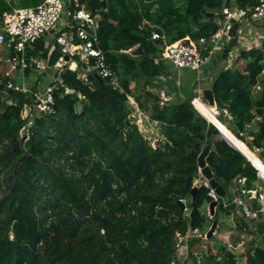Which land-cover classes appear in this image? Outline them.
Here are the masks:
<instances>
[{"label": "trees", "instance_id": "trees-1", "mask_svg": "<svg viewBox=\"0 0 264 264\" xmlns=\"http://www.w3.org/2000/svg\"><path fill=\"white\" fill-rule=\"evenodd\" d=\"M41 1L0 0V27L4 13ZM104 1L80 0L82 7L100 13L98 48L104 64L117 72V84L110 77L83 80L78 70L64 68L54 90L55 113H36L30 135L19 142L20 113L37 86H30L28 94L0 80V142L11 139L0 151V264H169L177 233L193 228L203 233L212 223L203 209L214 201L211 188L194 184L197 156L208 143L212 148L206 162L225 191L218 210L229 214L233 191L241 194L261 184L254 158L217 129L208 134L210 121L192 104L196 93L181 88L163 107L152 95L149 120L156 121L161 137L155 146L129 116L128 103V96L138 97L167 69L162 42L149 33L164 35L169 44L196 43L217 31L223 7L251 8L259 0ZM43 45L38 40L30 53L45 57ZM133 46V55L119 53ZM229 50L223 47V59ZM155 58L161 60L154 63ZM88 62L93 66L96 58ZM235 62L233 68L219 69L207 88L226 110L223 125L231 133L242 135L260 117L248 134L251 141L239 139L249 149H262L264 160V93L254 97L250 90L264 69V50H241ZM257 221L240 217L235 228L248 234L253 224L264 238V221ZM197 239H189V245ZM243 257L245 264H264V247L254 244ZM188 261L239 264L232 246L215 250L209 243L201 251L189 250Z\"/></svg>", "mask_w": 264, "mask_h": 264}, {"label": "built area", "instance_id": "built-area-1", "mask_svg": "<svg viewBox=\"0 0 264 264\" xmlns=\"http://www.w3.org/2000/svg\"><path fill=\"white\" fill-rule=\"evenodd\" d=\"M224 19L219 22V27L215 33L209 38H200L196 43L169 44L166 42L164 35L158 32H151L152 40H160L162 42V60L169 61L175 68H189L199 71L204 66L213 48L210 49L207 42L217 43L222 37L228 39V30L235 22L242 19L256 20L264 18V0H259L256 5L251 8H238L235 5L223 7L221 10ZM101 16L99 12H92L87 7H82L80 0H43L33 7H14L11 11L4 13L3 24L0 27V49L3 47L7 50L8 56L5 59L7 69L3 73L2 79L9 89L17 92L31 93L29 87L25 84L18 85L15 79L22 77L26 80V69L35 72L38 75L44 73L47 69L48 57L50 53L57 49L60 56L53 64L54 77L51 82L44 86H37L33 92V100L29 104H25L20 113L24 123L20 126L17 133L19 142L25 141L30 135L31 128L34 127V116L36 113L51 115L55 113V95L54 90L57 84H61L59 74L64 68L78 70V78L86 80L88 72L80 71V64H84V68L89 71L96 72L100 78L110 77L117 84V72L104 64L103 52L98 48V28ZM61 23V28L53 34V42L47 44L44 42L43 49L46 50V56L41 53H30L38 40H44L48 32L56 29ZM136 46L120 49L119 53L133 55L132 52ZM67 57V60L64 57ZM96 58V63L89 65L88 59ZM155 58L154 61L161 60ZM264 74V69L261 72ZM1 80V78H0ZM67 93L69 89L64 87ZM158 105L165 106L172 100V94L161 89L158 92ZM130 99V97L128 96ZM135 113V116H133ZM141 114L138 108L134 107L131 118L137 119ZM260 120V117H256ZM11 145V139H4L0 142V151ZM260 150L259 148H256ZM71 152H68L70 154ZM257 169V177L261 184L253 190H241V194L232 192V203L238 207L241 217L247 221L258 220L263 212L262 201L264 200V175ZM199 183V177L194 181ZM203 185L211 188L209 195L213 200L218 199L215 190L210 186L208 180L202 182ZM116 187V185H113ZM223 200V198H222ZM252 200L258 203V207L252 206ZM209 206V205H208ZM209 207L206 208L209 219ZM209 228V227H208ZM197 229H188L186 233H177L173 242V255L169 264H187V256L189 251V239L195 236L205 237L206 232ZM10 238L12 236L10 235ZM142 245L146 243L141 241ZM135 264V263H129Z\"/></svg>", "mask_w": 264, "mask_h": 264}, {"label": "rangeland", "instance_id": "rangeland-1", "mask_svg": "<svg viewBox=\"0 0 264 264\" xmlns=\"http://www.w3.org/2000/svg\"><path fill=\"white\" fill-rule=\"evenodd\" d=\"M174 1L176 2V4L181 2V0H174ZM240 24H241V30L242 31L247 29L246 21H243ZM223 40H226V38H224ZM44 41L47 44H50L53 42L52 32L47 33V35L44 38ZM214 57L215 56H213L212 59ZM211 62L202 66V68L199 71L191 70L189 68H181V69L172 68L173 76H174V78H176L177 80L180 81L179 83H177V81L173 78L171 72L169 73L170 77H169V75L168 76L166 75V76H163L164 78L157 79V81L159 84H161V86L163 88H165L164 90L169 91V92H174L175 93L174 96L177 93L178 85L181 84L180 88H182L183 90L192 91L193 93H196L197 96L200 97L205 104H207L203 98L202 91L205 88H207V80H208V77H206V73L204 72V70H207V67L211 65ZM50 73H53V69H52V67H47V69L45 70L43 75H41V74L38 75L35 72H31L29 74L28 73L26 74V78H25L26 80H24L22 77H18L14 81L18 85L25 84L27 87H30L33 85L44 86L45 84L49 83L50 79H52L51 76H49ZM155 95H156V93H155ZM157 95H158V92H157ZM153 97H154V95H153ZM157 99H158V96H157ZM153 102H154L153 98L151 97L150 103H149V105H147V108H146L147 113H145V116L143 117L141 114H139L138 118L135 119L134 122L138 126L139 130L147 136V139L150 140L151 145L155 146L160 141L161 137L159 135L158 130L155 127L156 121H150L149 120L150 107L153 105ZM133 116H135V113ZM255 126H256L255 121L251 122L245 126L244 132L242 133V135H243L242 137L244 138V140L251 141V138L248 136V134L250 133V131H252L255 128ZM53 132H54V130H52V129L50 131L48 130V134H49L48 137H50L53 134ZM220 135H221V133H220ZM232 146H234V145H232ZM234 147H236V146H234ZM250 152L252 155H254V157L258 158V156H257L258 150H256L255 148H251ZM53 165H57L56 160L53 162ZM263 185H264V182H263ZM187 204H189V201ZM207 207H208V204H205L203 206V209H206ZM238 210L239 209H238V207H236V205H234V207H232V213H233L232 222H234L235 219L236 220L240 219V215H239ZM225 216H227V214H225L223 210H218L217 213L215 214V217L218 220L221 219V217H225ZM262 221H264V216L260 215V218L258 219L257 222H262ZM227 222H228V224H231L230 220H228ZM231 225H233V224H231ZM251 226H252V229H251L252 232L248 233V234L244 233L241 229L234 228L233 232L227 233V235H226L227 238L222 237V238H220L221 240L218 237H216V235L215 236L212 235L209 239L198 238L193 243L192 246L189 245L190 246L189 250L190 251H201L203 249V246H205V245L208 246V243H209L210 248L217 250V249H219V247L221 245H223V243L225 241V244H230L232 246L234 245V247H236V248H232V251L237 256L239 262H242L244 259L243 255L245 254L246 251L251 249L252 245L262 244L261 236L256 232V229L253 228L254 225L252 224ZM209 228H206V230L204 232L208 231ZM216 231H217V229H216ZM201 234H203V233H201ZM197 237H200V236H195L194 238H197Z\"/></svg>", "mask_w": 264, "mask_h": 264}, {"label": "crops", "instance_id": "crops-1", "mask_svg": "<svg viewBox=\"0 0 264 264\" xmlns=\"http://www.w3.org/2000/svg\"><path fill=\"white\" fill-rule=\"evenodd\" d=\"M222 20L221 19H218L217 21L219 23ZM243 21H246L247 29L244 30V31H242L241 29H239V34H238V40L239 41L237 42V45L235 47H230V50L228 52V55H227L226 59H223L222 58V54H223V47L227 45L228 39L223 40L224 37H222L221 40L217 41L216 45L213 42H207V45H208V47L210 49H213V48L217 47V48L213 49V53L210 55L211 57H209V60L207 62V63H210L213 60L211 62V65L207 67V70L208 71L207 70H204V72L206 73V77H208L207 86L209 85L210 79L214 76V73L217 70H219L221 68H225V69L226 68H233V67L236 66L235 60H236V58H237V56H238V54H239V52L241 50L250 51V50H252L254 48H262L264 50V18H260V19H256V20L242 19L240 21V23H242ZM239 26H241V25H239ZM60 28H61V23H59L57 25L56 29H54L52 31V34H54ZM8 55L9 54H8L7 50L2 47L0 49V78L1 79L3 77L4 71L7 69V64L5 62V59H6V57ZM213 56H215V57L212 59ZM154 63H158V62L154 61ZM164 65L167 68V69H165V72L164 73H161L159 76H156V78H154L153 81H151L150 83H147L144 86V89H143L144 91L142 90V92H140V94H139L138 97L129 96L130 99L128 98V103H129V105L131 107V113H132L134 107H136L140 111L141 115L144 117L145 116V113H147L146 112L147 110L145 108H143V107L144 106L146 107L147 105H149L150 99H151L152 95H155V93H156V97H157V92H159L161 89H165V88H163L161 86V84L158 83L157 79L164 78L163 76H166V75L168 76L170 72L172 73V68H175V67H173V65L169 61H167V60H164ZM49 76H51V78L53 79V77H54V71H53V73H50ZM172 76H173V73H172ZM169 77H170V75H169ZM173 78H174V76H173ZM52 79H50L49 82H51ZM174 79L177 81V83L180 82L176 78H174ZM180 86H181V84L178 85L177 93L181 89ZM205 89H207V88H205ZM250 90H251V93H252V95L254 97L259 96L262 92L264 93V74L261 73V75L259 76V81L257 82L256 85L250 87ZM167 92L168 93H171L173 96L175 94L174 92H169V91H167ZM196 99L199 100L200 102L202 100L200 97L197 96L196 98L193 99V101L196 100ZM138 102H140V104H142L141 105V108H139ZM192 104L195 105L194 102H192ZM131 113L129 115L130 117H131ZM254 121H256V119H254ZM227 130H229V129H227ZM231 134L234 136V138L236 140H239L244 145V147L247 149L244 152L251 154V152H250L251 149H249L248 147H246V145L243 143V141L241 139H239L238 137H236L234 135V133H231ZM261 152H262V149L258 150V152H257V156H258L259 159H260L259 156H260V153ZM252 156H254V155H252ZM258 158L257 157H254V161L257 160V163L262 168H264V160H261V159L259 160ZM255 165H256V163H255ZM255 168H257V167H255ZM262 207H263V212H262L261 215L264 216V200L262 201ZM217 210H216V212H217ZM239 215H240V213H239ZM240 217H241V215H240ZM216 220H217V227H216L217 231L215 229L213 236L216 235V237H218L219 239L222 238V237L227 238V236H226L227 233L233 232L234 231V228H235V224L237 223V220L236 219H235L236 222L235 221L232 222V220H233L232 210L230 211L229 214H227V216L221 217V219H219V220L216 218ZM228 220H230L231 224H233V225L228 224V222H227ZM248 222H250V221H248ZM261 241H262V244H260V246H263L264 247V238L262 236H261ZM226 245L228 247L229 246H232L230 244H225V241H224L223 246H226ZM232 248H236V247L232 246ZM239 264H245V258L243 259L242 262H239Z\"/></svg>", "mask_w": 264, "mask_h": 264}, {"label": "water", "instance_id": "water-1", "mask_svg": "<svg viewBox=\"0 0 264 264\" xmlns=\"http://www.w3.org/2000/svg\"><path fill=\"white\" fill-rule=\"evenodd\" d=\"M102 4L104 5L105 4V1L102 0ZM209 15H214L213 13H209ZM241 21V20H240ZM240 21L239 22H235L233 20V24L232 26L230 27V29L228 30V41H227V46L229 47H235L237 45V42L239 41L238 40V34H239V29H241V25L240 24ZM151 33H149V37H150ZM60 56V52L57 50V49H54L49 57H48V63H47V66L48 67H52L53 64L57 61L58 57ZM64 59L67 60V57L65 56ZM84 64H81L80 66V71L81 72H88L87 76H89L90 78H97V79H101L97 74L95 73H91L89 71V69H86L84 68ZM3 83H5V80H3ZM202 95H203V98L204 100L206 101L207 105L209 107H213L215 109V111L217 112V121L219 123H223L224 121V118L226 116V111L222 108H220L218 105H216V102L214 100V97H213V93H212V90L207 88V89H204L202 91ZM206 118V117H205ZM207 119V118H206ZM209 120V119H207ZM215 128L217 130H219L218 126L215 125L214 123H211V126L208 130V134L210 133V131ZM234 135L238 138H241L242 135L240 132H235ZM212 148V144L211 143H208L206 144L203 149L201 150V152L199 153V155L197 156V165H198V168H199V183L202 184V182L206 179L209 181L210 183V186L215 190V192L217 193L218 195V199L217 200H214L212 201L210 204H209V214L211 215V218L212 219V223H211V226L209 228V230L207 231L206 235H205V239H209L213 234H214V231L217 227V220H216V217H215V212L217 209H221L223 207V205H221V201H222V198L225 196V191L223 190V188L220 186V184L215 180L214 176H213V172L211 171V169L209 168L207 162H206V158L207 156L209 155V152ZM196 190H197V187H193V189L191 190L190 194H191V199L193 200L194 197H195V193H196ZM180 203H182L180 201ZM182 207H184L183 203H182ZM200 239H202V237H198ZM187 264H191L190 261L187 262Z\"/></svg>", "mask_w": 264, "mask_h": 264}, {"label": "bare ground", "instance_id": "bare-ground-1", "mask_svg": "<svg viewBox=\"0 0 264 264\" xmlns=\"http://www.w3.org/2000/svg\"><path fill=\"white\" fill-rule=\"evenodd\" d=\"M194 103L196 107L205 115L207 119H209L210 123H214L218 126L219 132L221 133L222 137L225 138L231 145L236 146L240 150L246 151L247 149L244 147V145L234 138V136L231 134L229 130L226 129V127L223 125V123L217 122V112L213 107H209L208 105L200 102L199 100H194ZM217 123V124H216ZM252 158V154L248 153ZM256 163L255 167H257L261 173L264 175V168H262L258 163L257 160L254 161Z\"/></svg>", "mask_w": 264, "mask_h": 264}]
</instances>
